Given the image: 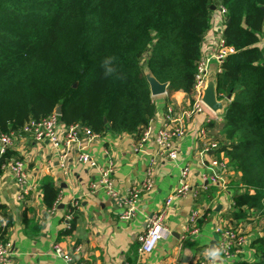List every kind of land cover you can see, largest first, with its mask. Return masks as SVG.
Masks as SVG:
<instances>
[{
    "label": "trees",
    "instance_id": "trees-1",
    "mask_svg": "<svg viewBox=\"0 0 264 264\" xmlns=\"http://www.w3.org/2000/svg\"><path fill=\"white\" fill-rule=\"evenodd\" d=\"M220 5L228 10L223 37L235 50L218 73L219 96L232 93V99L217 152L225 153L228 171L241 173L232 183L229 217L235 222L251 210L264 213V51L258 45L264 0H0V134L61 105L59 120L66 126L140 140L157 109L145 68L169 82V94L181 90L194 101L211 7ZM13 155L8 150L0 158V176ZM41 190L51 210L60 188L45 177ZM0 216L5 242L13 217L4 204ZM75 227L74 217L64 233ZM251 245L264 264V236Z\"/></svg>",
    "mask_w": 264,
    "mask_h": 264
},
{
    "label": "crops",
    "instance_id": "crops-1",
    "mask_svg": "<svg viewBox=\"0 0 264 264\" xmlns=\"http://www.w3.org/2000/svg\"><path fill=\"white\" fill-rule=\"evenodd\" d=\"M213 23H222L218 8L213 11L212 26L204 38V54L217 50L219 32L215 31ZM263 37L264 28L259 46ZM217 69L220 72L221 65L217 64ZM155 101L156 114L150 123L152 132L164 125L168 104L173 105L176 116H182L186 126V134L175 141L180 152L176 160L159 154L153 138L136 151L138 140L132 134L108 132L90 142L84 134L81 137L82 144L99 163L114 165V183L121 192L142 185L148 174H152L154 189L141 196L136 217L131 221L120 219L116 201L104 191L91 192L90 183L98 173L79 163L76 152L62 154L49 141H37L30 136L17 139L10 151L14 153L12 158H20L27 166L30 194L25 202L18 201L15 179L3 169L0 204H4L6 212L13 217L7 234L13 243V253L6 264H69L54 253L56 242L85 264H237L242 261L258 264L260 258L251 242L264 236V213L251 210L246 220L232 222L229 217L235 191L232 183L238 181L241 173L218 172L213 179L210 160L225 157V153L210 151L205 157L202 154L204 145L198 132L206 127L215 139L221 140L224 114L217 116L209 110L183 114L191 110L193 101L181 90L157 96ZM185 166L190 167L188 180L199 190L198 198L190 192L176 200L166 219L168 236L159 242L154 252L140 253L139 235L145 230L147 218L162 209L166 198L179 185ZM45 177H50L60 188L54 212H50L43 201L41 183ZM74 202H77L76 227L67 235L64 233L67 229L65 215ZM197 205L204 209L206 216L200 220L199 233L187 236V219ZM5 224L0 216V227ZM227 226L236 227L251 242L233 257L226 258L220 253L213 261L206 251L212 249L213 242L217 249L218 231ZM77 247L80 250L76 252Z\"/></svg>",
    "mask_w": 264,
    "mask_h": 264
},
{
    "label": "built area",
    "instance_id": "built-area-1",
    "mask_svg": "<svg viewBox=\"0 0 264 264\" xmlns=\"http://www.w3.org/2000/svg\"><path fill=\"white\" fill-rule=\"evenodd\" d=\"M221 25L215 27V31L219 32V40L217 42V50L213 53L204 54L198 63L195 83L193 87V105L190 111L186 110L183 114L189 115L193 112L202 113L209 109L202 102L203 89L206 86L208 66L212 61L222 64L225 57L234 52V48L227 46L223 37V29L227 20L228 10L222 5L218 8ZM261 39V38H260ZM260 48L264 51V37L261 40ZM224 97V96H223ZM56 111L52 112L47 117L36 121L31 120L25 123L18 131L0 134V158H2L8 150L16 143L18 138L30 136L37 141H49L53 147L60 150L61 153L76 152L77 161L89 168H94L98 177L90 183V190L93 193L104 191L107 196L114 199L119 208V217L124 221H131L136 217L141 196L144 193L151 192L154 189V180L152 174L149 173L145 181L140 186H133L127 192H121L114 183L113 171L114 165H102L96 157L87 150V146L82 144V134L87 137L90 142L101 135L93 133L88 127L80 126L79 124L66 126L59 120ZM187 132L186 126L183 123L182 116H176L175 109L172 104H168L165 111V122L162 128L152 132L149 126L144 130L143 136L138 140V148L142 147L149 138H153L157 144L158 153L168 157L171 160H176L180 156V152L175 144V141L182 138ZM200 140L203 142V156L213 150L218 149L219 142L209 133V130L204 127L198 132ZM209 168L213 171V179L217 177L218 172L228 171V160L225 157H215L210 160ZM3 169L9 171L15 179L18 187L17 199L20 202H25L27 195L30 194L28 186V169L25 162L21 159L12 158L3 165ZM190 167L185 166L181 172L179 185L174 188L170 195L166 198L164 205L160 211L150 215L146 220L145 230L139 235V252L142 254H150L157 248L159 242L168 236L169 228L166 224V219L169 210L174 205V202L180 197L188 193H192L197 199L199 190L194 189L188 180ZM2 175L0 176L1 181ZM59 203V201H58ZM58 203L50 212L57 209ZM77 202L71 206L75 209ZM204 209L196 206L190 213L185 226L187 236L197 235L200 231V220L204 216ZM67 219L66 227H69V221L74 218V210L68 211L65 215ZM217 249L226 258L233 257L239 253L244 246L251 241L249 237L239 231L236 227H225L218 231ZM80 250L77 247L75 251ZM13 253L12 240L0 242V264H6L10 261ZM54 253L62 257L69 264H85L75 258L74 254L68 253L59 242L54 245Z\"/></svg>",
    "mask_w": 264,
    "mask_h": 264
},
{
    "label": "water",
    "instance_id": "water-1",
    "mask_svg": "<svg viewBox=\"0 0 264 264\" xmlns=\"http://www.w3.org/2000/svg\"><path fill=\"white\" fill-rule=\"evenodd\" d=\"M212 10H216L215 6L211 7ZM264 9V7H263ZM218 62L212 61L208 66V74L206 80V86L203 89L202 102L206 107L215 115L221 116L225 113L226 107L232 98V93H229L227 96L220 97L218 92ZM145 74L150 85L151 93L154 97L166 94L169 88V82H161L152 71L146 67ZM78 86V83L75 84V87ZM56 113L58 115L62 114V106L59 105L56 108ZM224 116V115H223ZM215 242L211 244V248H215Z\"/></svg>",
    "mask_w": 264,
    "mask_h": 264
},
{
    "label": "clouds",
    "instance_id": "clouds-1",
    "mask_svg": "<svg viewBox=\"0 0 264 264\" xmlns=\"http://www.w3.org/2000/svg\"><path fill=\"white\" fill-rule=\"evenodd\" d=\"M206 255L209 256L210 258L213 259V261L215 260V258H217L220 255V250L219 249H209L206 251Z\"/></svg>",
    "mask_w": 264,
    "mask_h": 264
},
{
    "label": "bare ground",
    "instance_id": "bare-ground-1",
    "mask_svg": "<svg viewBox=\"0 0 264 264\" xmlns=\"http://www.w3.org/2000/svg\"><path fill=\"white\" fill-rule=\"evenodd\" d=\"M210 111V110H209ZM222 120H223V116H222ZM219 147H220V144H219ZM219 147H218V149H216V150H213L214 152L216 151H218L219 150ZM222 153V152H221Z\"/></svg>",
    "mask_w": 264,
    "mask_h": 264
},
{
    "label": "rangeland",
    "instance_id": "rangeland-1",
    "mask_svg": "<svg viewBox=\"0 0 264 264\" xmlns=\"http://www.w3.org/2000/svg\"><path fill=\"white\" fill-rule=\"evenodd\" d=\"M219 25H221V24H215V23H213V27H217Z\"/></svg>",
    "mask_w": 264,
    "mask_h": 264
}]
</instances>
